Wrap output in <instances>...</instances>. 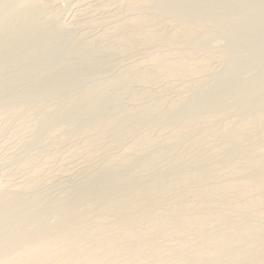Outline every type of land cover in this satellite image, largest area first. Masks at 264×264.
<instances>
[{
  "label": "rangeland",
  "instance_id": "374dc122",
  "mask_svg": "<svg viewBox=\"0 0 264 264\" xmlns=\"http://www.w3.org/2000/svg\"><path fill=\"white\" fill-rule=\"evenodd\" d=\"M0 264H264V0H0Z\"/></svg>",
  "mask_w": 264,
  "mask_h": 264
}]
</instances>
